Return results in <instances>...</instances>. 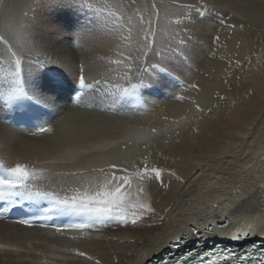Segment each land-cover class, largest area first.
Here are the masks:
<instances>
[{"label": "bare ground", "instance_id": "obj_1", "mask_svg": "<svg viewBox=\"0 0 264 264\" xmlns=\"http://www.w3.org/2000/svg\"><path fill=\"white\" fill-rule=\"evenodd\" d=\"M30 2L0 0V33L10 34L21 18L32 15ZM92 3L104 9L102 19H108L109 11L116 16L124 13V27L110 34L114 29L109 20L94 41H81L83 46H93L88 55L74 52L70 41L67 46L56 44L51 55L69 58L75 64L90 60L94 63L87 64L90 68L109 65L106 72L113 73L117 70L114 59L126 57L128 62L130 57L145 56L142 29L149 27L151 18L157 36L150 39L154 47L157 39L161 43L159 55L149 51L147 57L151 63L160 59L165 68L172 58L182 85L201 98L159 107L145 97L144 111L150 120H144H148L147 125L152 123V133L145 134L140 142L134 135L140 138L142 132L136 131L134 124L114 122L97 114L85 120L90 129L97 125L92 135H79L77 140L66 141L67 146H62V134L54 132L49 138L44 134L23 136L16 131L8 134L6 125L0 122V161L42 169L46 178L37 183L38 187L60 188L96 180L102 174L92 169H108L112 163L133 169L147 162L163 170V184L152 180L145 185L155 213L135 225L112 222L87 235H62L0 222V264H95L96 260L100 264H148L179 235L189 236L192 228L205 227L212 228L211 237L224 238L236 248L251 242L264 244V201L260 198V185L264 183V0ZM152 3L159 9V16L154 14ZM183 5L192 7L185 9ZM74 11L58 6L39 8L36 15L42 25L66 33V40L77 29L69 19ZM129 17L131 25L126 23ZM179 39L183 42L175 45ZM151 74L147 70L143 80H150ZM137 89L142 92V88ZM158 128L165 133L161 135ZM73 172L77 175H69ZM249 198L251 202L245 203ZM225 221L226 228L217 227ZM246 222L252 224L255 234L232 241L230 235ZM73 235L77 239H71ZM77 249L94 259L77 256Z\"/></svg>", "mask_w": 264, "mask_h": 264}, {"label": "snow or ice", "instance_id": "obj_2", "mask_svg": "<svg viewBox=\"0 0 264 264\" xmlns=\"http://www.w3.org/2000/svg\"><path fill=\"white\" fill-rule=\"evenodd\" d=\"M130 2L134 3L135 0ZM58 6L70 7L84 16L85 23L70 35V48L77 47L81 41H94L98 34L107 28L109 20L114 29L110 34L119 32L125 24L124 13L116 16L115 12L109 11L108 19H102L104 9L94 6L92 0H31L32 15L26 14L21 18L19 25L11 30L10 34L0 33V111L8 113L10 123L5 129L8 134L15 131L31 135L51 133L52 121L61 119L68 121L64 130L69 132V138L72 139L76 133L89 128V125L82 117L81 123H73L74 115H65L69 108L94 112L106 111L111 107L112 111H117L116 105H134L130 96L143 83L144 73L154 68L164 70L160 59L143 66L137 57L135 66H129L116 81L106 78L87 79L83 63L74 70L71 59L50 54L56 44L64 43L65 33L54 26L42 25L36 10ZM183 7L191 9L192 6ZM151 8L154 14L159 16L155 3L151 4ZM140 20L143 22L144 18L141 17ZM126 23L132 24L131 17ZM148 24L149 27L142 29L145 33L144 55L147 56L148 51L159 55L160 40L155 41L154 47V41L150 39L157 36L155 29L151 27V18ZM182 42L183 40L179 39L175 41V45ZM69 76H72V79H69ZM100 97L107 98L108 104L105 105L103 100L98 99ZM15 125L22 127L17 129ZM92 130H95L94 125ZM92 171L101 173L102 178L81 181L68 187L45 188L37 186L39 181L46 178L42 169L29 168L21 163L7 166L0 161V218L12 209H21L26 216L18 220L21 224L29 227L37 224L40 227L51 226L62 235L65 232L87 235L90 231H98L100 226L111 222L135 225L155 213L148 195L149 189L145 185L152 180L163 184L162 169L145 162L139 168L128 169L112 163L108 169ZM69 175L76 176L77 173ZM171 175L175 176V173ZM176 179L179 180L180 177L176 176ZM260 198L264 201V183L260 185ZM241 199H245L243 194ZM250 202V198L245 200V203ZM55 220L61 222L57 224ZM218 226L226 228L228 225ZM208 230L209 228L205 227L204 231ZM191 232L198 240L203 239V234L198 228H192ZM254 234L252 224L246 222L245 226L237 228L230 235V239L240 241ZM71 239L75 240L77 236L73 235ZM175 246L181 245L178 243ZM197 246L199 247V244ZM75 254L89 261L94 259L79 249ZM254 260L257 264H264V245L255 255L240 253L234 248L220 245L210 249L201 248L200 251L189 250L171 264H252ZM95 264H100L99 260H96Z\"/></svg>", "mask_w": 264, "mask_h": 264}, {"label": "rangeland", "instance_id": "obj_3", "mask_svg": "<svg viewBox=\"0 0 264 264\" xmlns=\"http://www.w3.org/2000/svg\"><path fill=\"white\" fill-rule=\"evenodd\" d=\"M73 13L75 14L74 16H73ZM71 15H72V17L71 16H69V19H71L76 25V27L78 28L80 25H82V24H84L85 23V20L84 19H82L81 21L79 20V16L80 15H82V14H78L76 11H74ZM77 16V17H76ZM75 19H74V18ZM49 18V17H48ZM68 18V17H67ZM78 18V19H77ZM50 19V18H49ZM48 19V20H49ZM68 19V20H69ZM75 20V21H74ZM79 20V21H78ZM50 21V20H49ZM44 22H45V24H47L48 25V21H47V19H46V17H45V20H44ZM76 22H78V23H76ZM80 23H82V24H80ZM80 24V25H79ZM66 34V33H65ZM71 35V34H70ZM68 41H70V39H66L65 41H64V44H66V46L68 45ZM72 50L74 51V52H76V53H78V54H82V55H88V54H90L92 51H93V46H83L82 44H80V42L78 43V45H77V47H75V48H72ZM149 52V51H148ZM148 54V53H147ZM131 58V59H130ZM129 58V61L128 62H126V57L125 58H123V59H121V60H118V59H114V60H117V61H120V63H116L117 65H116V68L115 69H117L116 71L114 70V72L113 73H108V72H106V70L107 69H109L108 67H109V65H107L106 67L105 66H103V67H101V68H97V65H95V67L96 68H90V66H87V64L89 65V63H91V64H94V63H92L90 60L88 61V62H86L85 60H78V62L75 64V63H72V66H73V68H74V70H77L78 69V66H79V64L80 63H83L84 64V67H85V76H86V78L87 79H89V80H92V79H103V78H106V79H109V80H112V81H116V80H118V79H120L121 77H122V75H123V73L124 72H126L127 71V69H128V67L129 66H132L133 65V62H134V64H135V58H137V57H134V58H132V57H130ZM143 60H142V59ZM158 59H159V56H158ZM172 58H170L169 57V61H170V65H169V68H165V67H163V69L164 70H161V69H159V68H154V69H149L148 70V72H150V73H152L151 74V79L150 80H148V81H145V80H143V83L138 87V88H142V92H143V90L144 89H146L147 87H153V88H157V92L160 94V93H162L163 92V94L165 93L166 95L168 94L169 95V97H165V98H152L153 100H154V102L157 104V106H162L163 104H167V105H169L170 103L172 104L173 102L175 103V104H177L178 103V105H180V104H184V103H188L189 102V100H192V99H194V98H198V100L201 98L200 97V94L198 95V94H194L193 93V89H189V88H186L185 86H183L184 85V83H182L181 85H179V84H177V83H175V81H174V79H173V76H171V75H175V76H177V77H179V74H178V72H179V70L178 69H175L174 68V65H172ZM122 61V62H121ZM123 62L125 63V65L123 64ZM131 62V65L129 64ZM139 63L141 64V65H143V66H147V63H151V61H150V58H148L147 56H143V57H140L139 58ZM128 64V65H127ZM122 65H123V67H122ZM135 65H133L132 67H134ZM123 68V69H122ZM125 69V70H124ZM165 72H168V76L165 78V80L163 81V78H162V74L163 73H165ZM67 74V73H66ZM170 78V79H169ZM69 79H72V76H69ZM158 80V81H157ZM155 83H154V82ZM168 81V82H167ZM122 83H123V81H121ZM149 82V83H148ZM158 84H157V83ZM159 82L161 83V84H159ZM155 86V87H154ZM164 86V87H163ZM159 87V88H158ZM160 87H162V88H160ZM136 90V89H135ZM139 90V89H138ZM141 90H139V92H140ZM142 92H140V93H142ZM193 93V94H192ZM189 94V95H188ZM198 95V96H197ZM162 97V96H161ZM194 97V98H193ZM200 97V98H199ZM151 98V97H150ZM104 100H106L107 102H108V100H107V98H103ZM159 101V102H158ZM195 103H197L196 101H195ZM195 103H193V105H195ZM173 106V105H172ZM68 112H71V109L69 108L68 110H67ZM95 113H93V112H86V113H83L81 116H77V117H74V121H73V123H76V124H79V123H81V120H80V118L82 117L84 120H86V119H88V117H92V116H94V115H96V116H101V117H104V118H107V119H110V120H112V121H114V120H116V122H119V123H132V124H134V128L136 129V131L137 130H139L140 132H142V135H140V138H139V136H137V138H136V135H134V139H136V140H139L138 142H140V139L142 138V139H144V136H145V134H146V136H147V134L149 135L150 134V132L152 133V130H149V128H150V125L152 124H146V123H148L147 121L148 120H150V119H148V118H150L149 117V115H148V113L146 112V111H144V113L142 114V115H134V116H131V117H122V116H116V115H118L117 113H119V112H112L113 114H115V115H111V114H109V113H107V112H105V111H99V110H97V111H94ZM90 113V114H89ZM101 114V115H100ZM66 115V114H65ZM67 116V115H66ZM95 117V116H94ZM144 117H146L148 120L146 121V120H144ZM122 118H123V120H122ZM145 118V119H146ZM114 119V120H113ZM142 119H143V121H142ZM126 120V121H125ZM115 122V121H114ZM138 123H142V124H144L145 123V126L143 127V126H141L142 124H140V125H138ZM150 123V122H149ZM68 124V121H66V120H59L56 124H54L53 125V131L51 132V133H54V132H56V133H58V134H62V137L63 138H65L64 139V141L62 142V146H67V144L68 143H65L66 141H74V140H77V137H79V135H88V136H90V135H92V133L96 130V126L97 125H94L95 126V130L93 131L92 130V128L90 129V127L89 128H87V129H84V130H82V131H80V132H78V133H76V135L74 136V138H72V139H70L69 138V132H67V131H65L64 129L66 128V125ZM140 128L142 129V130H140ZM151 129V128H150ZM159 129V128H158ZM157 129V130H158ZM59 130V131H58ZM149 130V131H148ZM155 131V130H153V133H155V134H159V132L158 131ZM160 130V133H161V135H163L165 132L164 131H162V129L160 128L159 129ZM136 131H135V134H137V133H139V131L136 133ZM145 131V132H144ZM60 132V133H59ZM147 132V133H146ZM51 133H46V134H44V136L43 137H47V138H49V137H51L50 136V134ZM55 133V134H56ZM144 134V135H143ZM107 135H109V134H107ZM137 135H139V134H137ZM160 135V134H159ZM53 139V138H52ZM54 139H56V138H54ZM106 141V140H105ZM121 141V140H120ZM109 142V140H107L105 143H108ZM123 143V145H125L126 143L125 142H122ZM127 145H132L131 143H129V144H127ZM258 244V243H257Z\"/></svg>", "mask_w": 264, "mask_h": 264}]
</instances>
